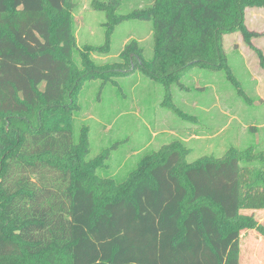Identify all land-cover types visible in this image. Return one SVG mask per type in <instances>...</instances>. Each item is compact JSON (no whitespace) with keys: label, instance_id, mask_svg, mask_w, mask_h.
<instances>
[{"label":"trees","instance_id":"obj_1","mask_svg":"<svg viewBox=\"0 0 264 264\" xmlns=\"http://www.w3.org/2000/svg\"><path fill=\"white\" fill-rule=\"evenodd\" d=\"M66 1L0 0V258L241 264L242 235L264 238V199L242 194L236 155L179 166L172 149L123 188L99 181L103 155L87 158L60 111L74 75ZM248 4L264 9V0H152L133 14L152 22L153 63L163 71L185 59L222 67L220 29L236 28L246 42L257 35L243 23Z\"/></svg>","mask_w":264,"mask_h":264},{"label":"rangeland","instance_id":"obj_2","mask_svg":"<svg viewBox=\"0 0 264 264\" xmlns=\"http://www.w3.org/2000/svg\"><path fill=\"white\" fill-rule=\"evenodd\" d=\"M151 3L66 1L74 75L60 111L70 117L74 141L85 139L87 158L103 155L96 175L112 190L130 183L145 161L172 149L180 151L179 166L233 154L239 159L242 194L254 192L250 196L262 201L264 9L253 4L243 9L245 28L257 33L248 42L236 28L220 29L222 67L185 59L183 66L163 71L153 63L152 22L133 14ZM257 219L264 222V211ZM241 239V264H264V238L250 231ZM66 258L61 252L34 258L23 253L0 258V264H66Z\"/></svg>","mask_w":264,"mask_h":264}]
</instances>
